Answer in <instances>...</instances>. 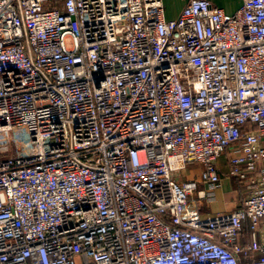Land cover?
<instances>
[{
  "label": "built area",
  "instance_id": "built-area-1",
  "mask_svg": "<svg viewBox=\"0 0 264 264\" xmlns=\"http://www.w3.org/2000/svg\"><path fill=\"white\" fill-rule=\"evenodd\" d=\"M184 1L0 0V264H264V0Z\"/></svg>",
  "mask_w": 264,
  "mask_h": 264
},
{
  "label": "crops",
  "instance_id": "crops-1",
  "mask_svg": "<svg viewBox=\"0 0 264 264\" xmlns=\"http://www.w3.org/2000/svg\"><path fill=\"white\" fill-rule=\"evenodd\" d=\"M217 6L222 7L227 13L231 14L235 12L241 5V0H211ZM170 0H163L165 7V15L168 19L176 18L181 9L184 6V0H173L174 8L173 10H168L166 5H168ZM168 3V4H167ZM176 4V6H175ZM228 154V153H227ZM227 154L220 156L217 161V167L221 177L220 183L212 190L209 199L195 200V194L190 197L189 205L193 204L198 207L201 212V216L215 215L220 212H228L237 209L246 195V190L244 184L238 180L231 178L228 175V163ZM183 172L177 174V180L182 181H196L197 189L207 190V184L203 183L199 179L200 166L197 164H188ZM249 223L244 224V230L240 236L241 243H248L251 241V234L249 233ZM243 262H246V258H243Z\"/></svg>",
  "mask_w": 264,
  "mask_h": 264
},
{
  "label": "rangeland",
  "instance_id": "rangeland-1",
  "mask_svg": "<svg viewBox=\"0 0 264 264\" xmlns=\"http://www.w3.org/2000/svg\"><path fill=\"white\" fill-rule=\"evenodd\" d=\"M171 2L168 4V5H166V7H167V9L168 10H173V8H174V3H173V0H170ZM175 6H176V4H175ZM184 170H181L180 172H183ZM196 190V189H195Z\"/></svg>",
  "mask_w": 264,
  "mask_h": 264
}]
</instances>
